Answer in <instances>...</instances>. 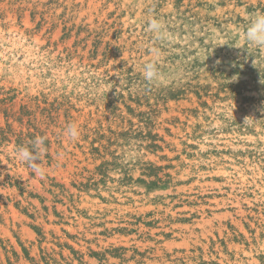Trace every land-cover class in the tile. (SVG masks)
Segmentation results:
<instances>
[{"label": "rangeland", "instance_id": "1", "mask_svg": "<svg viewBox=\"0 0 264 264\" xmlns=\"http://www.w3.org/2000/svg\"><path fill=\"white\" fill-rule=\"evenodd\" d=\"M261 14L264 0H0V92L32 119L0 144V264H264V49L243 40ZM38 136L42 178L15 158Z\"/></svg>", "mask_w": 264, "mask_h": 264}, {"label": "clouds", "instance_id": "2", "mask_svg": "<svg viewBox=\"0 0 264 264\" xmlns=\"http://www.w3.org/2000/svg\"><path fill=\"white\" fill-rule=\"evenodd\" d=\"M148 30L154 34L156 39H163L168 37V32L164 21L152 18L149 21ZM243 40L248 44L258 49H264V14L257 15L250 22L247 27ZM237 48H243L244 45H233ZM247 51V49H246ZM143 76L145 80L152 82L159 79V71L155 62H149L144 65ZM118 80L120 79L117 76ZM247 118H245L244 123H247ZM66 135L72 139L78 138V130L75 126H70L66 130ZM45 137H36L31 141V147H18L15 150V158L21 163L26 164L36 176L43 177L45 172L41 167L43 158L46 154V149L44 147Z\"/></svg>", "mask_w": 264, "mask_h": 264}, {"label": "trees", "instance_id": "3", "mask_svg": "<svg viewBox=\"0 0 264 264\" xmlns=\"http://www.w3.org/2000/svg\"><path fill=\"white\" fill-rule=\"evenodd\" d=\"M11 91L8 92H0V111H2L5 115L6 119V126L1 125L0 123V144L3 145L7 142L11 141L12 135L18 136V141L20 144H22L23 141V131L20 133L14 132L12 128V123L10 122V119H14L19 121L21 124L25 123V117H28L27 124H32V119L28 116L29 113L26 111V106L22 105L20 111L13 112L11 106L9 105L12 103L15 99V96L9 95ZM3 95V96H2Z\"/></svg>", "mask_w": 264, "mask_h": 264}]
</instances>
